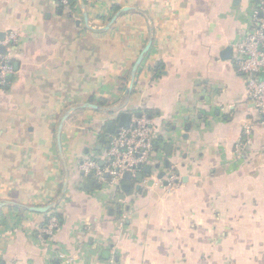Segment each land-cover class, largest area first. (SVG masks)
Instances as JSON below:
<instances>
[{
    "label": "crops",
    "instance_id": "obj_1",
    "mask_svg": "<svg viewBox=\"0 0 264 264\" xmlns=\"http://www.w3.org/2000/svg\"><path fill=\"white\" fill-rule=\"evenodd\" d=\"M85 3L88 22L80 0H0V46L17 33L0 88V264H264V124L234 47L256 0ZM123 112L159 135L143 178L84 176Z\"/></svg>",
    "mask_w": 264,
    "mask_h": 264
},
{
    "label": "built area",
    "instance_id": "obj_2",
    "mask_svg": "<svg viewBox=\"0 0 264 264\" xmlns=\"http://www.w3.org/2000/svg\"><path fill=\"white\" fill-rule=\"evenodd\" d=\"M85 1L91 3L93 0ZM60 3L64 8L71 9V0H60ZM16 42L17 33L14 31L6 33L1 41L4 50L0 46V88L10 84L9 76L15 71L12 56ZM234 47L237 71L247 78L248 96L264 124V78L261 77L264 73V0H256L251 12L250 29ZM158 137L157 129L150 119L135 117L128 126L121 127L110 135L109 148L102 155L104 162L101 163L99 158L88 159L81 165L82 173L86 177L112 184L122 181L127 172L132 177H137L148 162ZM251 139L252 125L247 123L237 142L239 155ZM163 179L166 188L173 190L179 176L171 171ZM59 227L60 218L56 212H52L41 233L54 236Z\"/></svg>",
    "mask_w": 264,
    "mask_h": 264
},
{
    "label": "water",
    "instance_id": "obj_3",
    "mask_svg": "<svg viewBox=\"0 0 264 264\" xmlns=\"http://www.w3.org/2000/svg\"><path fill=\"white\" fill-rule=\"evenodd\" d=\"M81 1V4L84 8V16H85V19L87 20V22L89 21L88 19V14H87V10H86V3H85V0H80ZM152 42H153V36L150 35L149 37V40L146 44V46L144 47L143 51L141 52V54L139 55V57L137 58V60L135 61L133 67H132V70H131V76H130V82H129V86H128V89H127V93H131L133 87H134V82H135V77H136V74H137V70L139 68V65L141 64L145 54L149 51V49L151 48V45H152ZM2 50H4V48L2 47ZM231 51H232V48L229 47L225 50V56H230L231 54ZM97 108V106H96ZM73 110V108H72ZM70 110L69 112H67L61 119L60 123H59V126H58V145L59 147L61 148V132H62V128H63V125H64V122L65 120L68 118V116L71 114V111ZM131 117L132 115L130 113H127V112H123L121 113V116H120V120L118 123L116 122H109L108 125H107V133L108 134H113L115 132H117L119 130V128L121 127H124V126H128L131 122ZM105 140V137H103L102 141ZM125 178H131V174L130 173H125L124 175ZM138 178H143V175L140 173L137 175ZM93 181H90L89 183L91 184ZM4 205V202H0V208ZM51 208V206H45V207H31V210L32 211H37V212H45L47 210H49Z\"/></svg>",
    "mask_w": 264,
    "mask_h": 264
},
{
    "label": "trees",
    "instance_id": "obj_4",
    "mask_svg": "<svg viewBox=\"0 0 264 264\" xmlns=\"http://www.w3.org/2000/svg\"><path fill=\"white\" fill-rule=\"evenodd\" d=\"M71 4H72L71 8H74V6L77 4V0H71ZM57 215H59V214H57ZM48 219H49V217H48Z\"/></svg>",
    "mask_w": 264,
    "mask_h": 264
}]
</instances>
